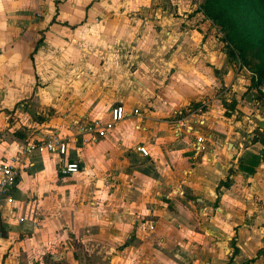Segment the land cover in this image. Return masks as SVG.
Instances as JSON below:
<instances>
[{"label":"crops","instance_id":"0c3cea01","mask_svg":"<svg viewBox=\"0 0 264 264\" xmlns=\"http://www.w3.org/2000/svg\"><path fill=\"white\" fill-rule=\"evenodd\" d=\"M162 1L0 0V164L21 158L12 200L0 199V264H31L32 255L61 244L76 252L77 242L89 264H264L260 247L242 259L234 242L229 253L215 241L216 254L208 257V238L228 235L223 227L208 231L207 214L195 210L208 203L209 214L221 193L220 179H211L218 167L208 152L207 123L195 114L169 115L187 104L169 78L192 73L185 55L199 39L183 25L198 15L183 14V0L171 7ZM115 104L126 115L111 129L81 130ZM51 133L66 141L63 155L23 151ZM253 145L246 156L260 159L263 145ZM71 160L79 170L63 174ZM235 160L223 188L247 174L244 192L264 204V164L248 173L239 165H248L245 155Z\"/></svg>","mask_w":264,"mask_h":264},{"label":"rangeland","instance_id":"374dc122","mask_svg":"<svg viewBox=\"0 0 264 264\" xmlns=\"http://www.w3.org/2000/svg\"><path fill=\"white\" fill-rule=\"evenodd\" d=\"M162 2L157 0V3ZM173 2L168 0L169 7ZM183 2L189 5L183 14L189 18L198 15L195 20L183 26L189 32L196 30L195 36L196 40L199 39V46L190 47L186 52L189 56L185 55V66L192 64V73L182 74L178 73L182 72L179 70L169 78L170 85L180 91L175 93H179L187 101V104L177 106L179 112L169 115L170 118L178 119V116L186 118L195 114L200 123H207L205 132L208 133V152L212 150V163L218 167V172L212 174L211 179L214 182L220 179L218 189L221 193L217 200L214 198L209 204V214L208 203L197 205L195 210L200 208V211L207 214L208 231L222 230L223 227V235H228L226 238L221 234H212L208 238V257H214L216 254L211 244L223 241L229 253L234 249L233 242L239 250H243L242 259L253 255L254 249L260 247L259 260L264 262V212H261L263 216L254 219L257 216L255 212L264 209L263 199L255 193L244 192L247 174L237 177L235 175L229 179V190L223 188L224 183L228 181L227 168L232 169L231 165L237 163V155H245L249 163L251 156H246L248 152H245L249 151L248 146L254 142L259 146L260 143L264 150V7L258 0ZM190 57L194 59L193 62L188 60ZM181 70L187 71L186 68ZM208 80L214 83H206ZM175 93L173 89L170 91L172 95H176ZM259 163L264 164V154L255 166ZM221 173L222 177H226L225 180H221ZM228 173H231V170ZM233 183L234 186L230 188ZM225 192L226 196L223 195ZM230 195L238 197L237 200L242 203L231 201ZM204 206H207V209H204ZM216 208H222L227 213L219 214ZM205 243L206 238L203 237L202 245ZM76 244V252H66L64 245H55L52 247V253L43 249L42 252L32 255L30 262L89 264L86 251L80 248L78 242ZM229 253L222 256L224 262L229 261ZM203 257H207V254Z\"/></svg>","mask_w":264,"mask_h":264},{"label":"built area","instance_id":"2783aa9c","mask_svg":"<svg viewBox=\"0 0 264 264\" xmlns=\"http://www.w3.org/2000/svg\"><path fill=\"white\" fill-rule=\"evenodd\" d=\"M136 109L133 110L135 114ZM126 115L124 108L120 104H115L108 110L107 117L101 118L96 117L91 120L86 126L81 128L86 133L97 132L103 135L107 130L111 129L116 123L121 121ZM204 138L198 136L195 139L194 148L197 152L204 149L203 144ZM67 144L66 141L55 133L49 134L47 137H43L36 142H31L23 148V151L28 153L31 151L51 152L63 155L66 152ZM136 150L139 151L143 156H148V150L141 144L136 145ZM21 158L18 154H13L6 157L0 164V199L6 196L7 201H11L9 193L16 184L17 177L20 174ZM79 170V164L76 161H67L62 167L63 174H72Z\"/></svg>","mask_w":264,"mask_h":264},{"label":"trees","instance_id":"16d2710c","mask_svg":"<svg viewBox=\"0 0 264 264\" xmlns=\"http://www.w3.org/2000/svg\"><path fill=\"white\" fill-rule=\"evenodd\" d=\"M240 1H243V2H249L250 0H240ZM260 5L264 7V0H258ZM258 162V158L256 155H252L251 156V159L247 164L243 163L242 161H240V169L248 172V173H252L253 172V166Z\"/></svg>","mask_w":264,"mask_h":264},{"label":"clouds","instance_id":"9594fccd","mask_svg":"<svg viewBox=\"0 0 264 264\" xmlns=\"http://www.w3.org/2000/svg\"><path fill=\"white\" fill-rule=\"evenodd\" d=\"M206 83H208V84H212V83H214V82L211 81V80H208V81H206Z\"/></svg>","mask_w":264,"mask_h":264}]
</instances>
